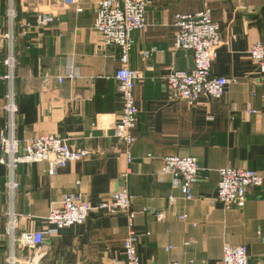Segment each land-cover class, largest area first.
Instances as JSON below:
<instances>
[{"label":"crops","instance_id":"0c3cea01","mask_svg":"<svg viewBox=\"0 0 264 264\" xmlns=\"http://www.w3.org/2000/svg\"><path fill=\"white\" fill-rule=\"evenodd\" d=\"M99 1L0 0V75L9 51L16 60V139L23 144L54 135L92 153L53 174L47 163L18 166L12 196L5 186L7 169L0 166V264L10 259L12 264H123L127 222L122 214L92 211L83 225L46 237L36 249L13 242L7 227L13 219L15 235L46 231L50 208L66 195L79 193L96 208L124 184L133 197L132 211L163 214L161 220L151 213L135 217L140 264H221L224 246H245L248 264H264V183L248 190L242 209L216 200L218 169L243 168L264 176V84L248 56L264 35V0H151L146 29L131 34L129 68L142 79L134 90L139 113L131 132L130 166L113 137L122 107L114 80L119 50L105 47L93 29ZM9 5L13 23L7 18ZM205 8L219 25L221 41L211 73L237 83L227 86L221 99L202 97L193 106L172 102L163 78L194 65L190 52L173 50L174 16ZM40 14L52 21L28 33L19 28ZM152 49L149 58L142 57ZM70 73L73 80L58 84L57 78ZM5 92L0 83V131L8 123ZM186 156L196 158L200 168L191 201H185L171 177L155 176L166 157Z\"/></svg>","mask_w":264,"mask_h":264},{"label":"built area","instance_id":"2783aa9c","mask_svg":"<svg viewBox=\"0 0 264 264\" xmlns=\"http://www.w3.org/2000/svg\"><path fill=\"white\" fill-rule=\"evenodd\" d=\"M59 1L62 4H71L76 0ZM151 4V0H101L97 4L93 25L94 31L100 35L105 47L115 46L119 50L118 68L115 71L114 80L122 107L113 129V137L123 146L122 155L126 166H130L132 163L131 149L134 139L131 132L136 127L139 113L135 105L134 90L136 84L142 79L140 72L129 68L130 52L133 46L131 34L143 32L146 29L147 9ZM7 18L11 23L16 19L15 12L10 5L7 10ZM51 21L52 18L49 15L40 14L35 17L34 21L20 23L18 26L28 33L41 29ZM174 26L176 33L173 50L190 52L194 65L190 71H174L163 78L169 100L185 102L193 106L202 97L210 101L221 99L224 96L225 88L236 84L237 80L216 77L211 73L221 41L219 25L212 20L210 10L205 8L194 14H176ZM12 38L11 36L10 39ZM153 53H155V49L144 51L142 57L149 58ZM248 56L257 65L261 82L264 84V35L260 41L250 47ZM3 65L5 73L0 75V83H4L6 86L3 99L8 123L5 131H0V166L7 169L5 186L12 196L13 192L18 189V183L15 181V170L18 166L47 163L50 167V174H53L56 169L87 159L92 153L75 150L69 147L65 139L54 135H41L21 144L15 137L16 60L12 51H9ZM44 79L49 80L47 76ZM66 79L73 80L74 75L70 73L65 79L59 77L56 80L61 85ZM199 172L198 161L194 157H166L162 161V168L155 173V176L159 178L171 177L173 186L181 191L185 201H191L193 198L192 188L199 181ZM128 175L129 169L127 168L122 176L126 178ZM217 175L219 181L216 200L226 208L242 209L248 190L259 188L264 183V176L260 172L243 168L224 167L217 170ZM78 184L79 182H76V185ZM132 200L133 197L125 184L117 191L112 192L96 208H92L81 194H68L50 208L46 217V222L50 227L48 230L22 232L15 235V222L10 219L7 234L21 248L36 249L43 245L46 237L55 236L64 230L83 225L92 211L111 217L122 214L127 222L126 239L123 243V264H140L137 254L138 238L134 233L135 217L137 214L151 213L155 218L161 220L163 214L147 208H143L139 212L132 211ZM168 201L170 205H173L175 199L169 197ZM169 250L170 247L166 248V251ZM12 263V259H10V264ZM150 264L155 263L151 262ZM167 264L192 263L172 261ZM221 264H248L247 247L224 246Z\"/></svg>","mask_w":264,"mask_h":264}]
</instances>
